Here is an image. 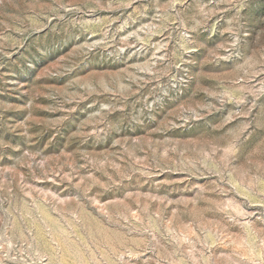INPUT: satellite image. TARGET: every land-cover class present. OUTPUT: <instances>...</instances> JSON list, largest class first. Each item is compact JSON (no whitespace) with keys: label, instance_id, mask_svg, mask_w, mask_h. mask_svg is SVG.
<instances>
[{"label":"rangeland","instance_id":"rangeland-1","mask_svg":"<svg viewBox=\"0 0 264 264\" xmlns=\"http://www.w3.org/2000/svg\"><path fill=\"white\" fill-rule=\"evenodd\" d=\"M0 264H264V0H0Z\"/></svg>","mask_w":264,"mask_h":264}]
</instances>
